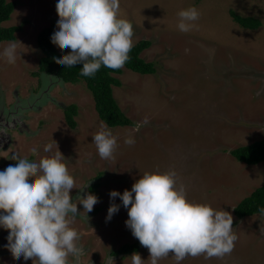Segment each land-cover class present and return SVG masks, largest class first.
<instances>
[{"label":"rangeland","instance_id":"obj_1","mask_svg":"<svg viewBox=\"0 0 264 264\" xmlns=\"http://www.w3.org/2000/svg\"><path fill=\"white\" fill-rule=\"evenodd\" d=\"M9 1L16 5L2 26L26 23L15 33V40L0 42V53L10 42L18 53L13 64L0 56V114L5 113V121L10 115L29 117L33 128L40 121L42 129L32 139L10 130L9 148L29 154L35 143L38 152L47 156L55 153L57 144L74 177V188L78 186L77 194L98 198L88 213L77 204L80 211L70 225L85 250L78 264H131V254H113L137 239L125 225L127 210L119 197L110 200L109 192L130 190L144 171L157 170H174L188 200L224 209L233 217L237 240L230 254L208 259L187 256L180 264H264V215L238 218L234 214L235 205L264 183V161L247 164L230 154L238 146L264 138V0H119V17L133 25V45L150 41L140 56L154 64L155 72L142 74L123 66L116 74L121 84L113 87V95L133 124L107 126L117 137L111 159H101L92 142L104 122L85 83L33 75L42 55L38 33L48 25L58 26L55 0ZM190 6L198 10L199 18L190 31L181 32L177 13ZM230 10L262 23L256 29L243 28ZM55 47L70 50L57 42ZM13 91L22 97L10 103L1 100ZM68 104L77 105L75 128L64 119L62 107ZM129 135L135 139L133 145L124 143ZM49 143L52 150L45 153L44 145ZM96 181V189L87 192ZM72 201L78 202L76 196ZM110 203L120 208L106 221ZM4 250L7 254L8 247L0 249ZM136 253L150 264L146 247ZM9 254L14 256L10 248ZM71 259L69 264H76ZM0 264H33V259L2 257ZM158 264L177 262L170 253Z\"/></svg>","mask_w":264,"mask_h":264},{"label":"clouds","instance_id":"obj_2","mask_svg":"<svg viewBox=\"0 0 264 264\" xmlns=\"http://www.w3.org/2000/svg\"><path fill=\"white\" fill-rule=\"evenodd\" d=\"M55 4L58 26L50 31V38L70 49L67 54H56V60L65 68L82 65L80 75L85 77H93L101 66L113 70L124 66L134 33L131 22L118 15L119 0H55ZM177 15L181 32L190 31L199 18L194 6ZM17 55L14 42L0 53L9 64L15 63ZM92 142L101 159L113 157L117 137L106 124L101 123ZM124 143L133 145L135 139L129 135ZM37 147L31 145L33 151ZM56 149L47 156L13 152L0 167V225L7 226L5 243L15 257L33 259V264H69L70 255L78 264L85 250L78 244L79 233L70 225L80 211L77 204L88 213L98 202L91 193L78 194V202L72 201L74 177L57 144ZM51 150V143L44 145L45 153ZM176 177L174 170L144 171L130 190L109 192L110 200L119 197L127 210L125 225L148 249L150 264H158L170 253L177 264L187 256L208 259L230 254L237 240L231 213L188 200L184 185H178ZM119 208L110 203L106 221ZM258 212L264 215V207ZM129 257L131 264H144L139 253Z\"/></svg>","mask_w":264,"mask_h":264},{"label":"trees","instance_id":"obj_3","mask_svg":"<svg viewBox=\"0 0 264 264\" xmlns=\"http://www.w3.org/2000/svg\"><path fill=\"white\" fill-rule=\"evenodd\" d=\"M16 3L9 0H0V42L15 40V33L22 30L26 23L24 20L21 24L2 26V23L8 20L15 8ZM232 19L243 28L256 29L260 27L261 20L253 16H243L234 10L229 11ZM53 24L41 29L37 35V45L42 52L38 60V71L33 75L45 73L54 76L56 79L65 83L84 82L90 91L94 108L99 118L110 127L113 126H130L132 120L128 118L121 110L113 95V87L121 84L116 74L121 72L119 69H110L104 66L95 73L93 77H85L80 75L82 65L77 64L74 67L65 68L58 60L55 59L56 54H67V51H58L55 47V41L50 38V31ZM150 41L140 40L135 43L129 52V59L124 66L132 71L151 74L155 72V66L152 62L144 60L140 55L141 52L148 48ZM64 119L71 128L76 127L75 115H77V105L68 104L62 107ZM230 154L237 160L247 164H257L264 161V138L255 140L249 144L238 146L230 151ZM98 183H93L91 189L95 190ZM264 207V183L253 190L248 196L241 199L234 207V214L238 218H242L252 214H260L258 209ZM138 240L132 243L123 244L115 253L129 254L137 252L141 248Z\"/></svg>","mask_w":264,"mask_h":264},{"label":"flooded vegetation","instance_id":"obj_4","mask_svg":"<svg viewBox=\"0 0 264 264\" xmlns=\"http://www.w3.org/2000/svg\"><path fill=\"white\" fill-rule=\"evenodd\" d=\"M45 92L47 93V91H45ZM18 96H21V95L19 93H17L16 91H13L11 96H10L11 98L3 95V96H1V98H2L1 100L10 103L11 101L18 98ZM6 97H7V99H6ZM24 98H26V97H24ZM10 114H12V113H10ZM28 118L29 117L19 118L15 115H10L9 120L5 121V113L3 112L0 114V167L5 166L6 163L9 161L8 158H10V157L12 158V156H13L14 150H11V148H9V147H12V144H13L12 134H11L10 130L15 131L17 133L20 132L21 134H25V135H27L28 139H32L33 136L40 133V131L42 129V124L40 123V121H38L36 126L33 128V127H31L30 123L28 122ZM24 128L27 129V132L23 130ZM38 150H39V147H37V149L35 151L30 149L29 155H37L38 154L40 156H43L40 152H38ZM92 185H93V183L88 186V188L86 190L87 192L88 191H94L91 189ZM75 190H76V192H75ZM78 190H79L78 186L75 187L73 190H70V195L72 196V199L74 196H76V199L79 200V195L77 194L79 192ZM6 232H7V226L0 225V249L3 248V246L8 247L7 244L5 243V241L7 239V237L5 235ZM113 254L114 255H117V254L127 255V254L115 253V252H113ZM129 254H132V253H129ZM2 257H7L9 259H10V257L16 258L15 256H12L11 254H9V247H8L7 254H6V250L0 251V259ZM70 259L71 258H68V261ZM8 261H11V260H8Z\"/></svg>","mask_w":264,"mask_h":264}]
</instances>
